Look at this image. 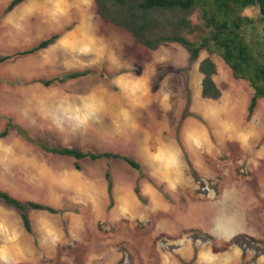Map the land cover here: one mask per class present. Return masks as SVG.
I'll return each instance as SVG.
<instances>
[{
    "label": "rangeland",
    "instance_id": "obj_1",
    "mask_svg": "<svg viewBox=\"0 0 264 264\" xmlns=\"http://www.w3.org/2000/svg\"><path fill=\"white\" fill-rule=\"evenodd\" d=\"M49 1L57 0L4 11L10 0H0V55L10 56L0 63V132L8 130L0 136V188L64 211L29 210L28 233L0 203V264H264V99L247 117L251 90L218 56L201 50L189 62L170 43L140 62L138 44L105 22L96 33L106 56L85 58L75 38L59 37L80 23L47 13L57 10ZM54 33L53 44L20 53ZM207 56L217 99L200 93L196 67ZM85 69L62 83L33 81ZM137 78L149 82L147 100L128 87ZM16 126L53 145L128 155L144 176L116 159L83 160L76 169Z\"/></svg>",
    "mask_w": 264,
    "mask_h": 264
},
{
    "label": "trees",
    "instance_id": "obj_2",
    "mask_svg": "<svg viewBox=\"0 0 264 264\" xmlns=\"http://www.w3.org/2000/svg\"><path fill=\"white\" fill-rule=\"evenodd\" d=\"M23 0H10L4 11H9ZM99 18L125 32L135 41L150 50L175 43L182 46L188 55V61L198 59L200 51L215 54L230 69L235 79L244 80L251 90L247 106L250 117L259 99H264V0H93ZM245 8H256V16L243 14ZM58 34L54 33L42 39L35 46L21 51V54L33 53L54 43ZM9 55H0V63ZM202 74L201 95L208 99H217L220 90L213 75L215 64L209 56L198 63ZM89 73V70H73L54 75L50 78H38L44 86L62 83ZM189 101H187L188 105ZM17 132L29 142L38 145L47 153L66 156L73 160L76 169H80L83 160H121L134 169L138 177H143L142 165L134 158L118 152L104 150L95 152L66 145H53L47 140L33 137L25 128L16 126ZM7 128L0 136L7 134ZM109 197L108 207L113 204L112 182L109 167L104 172ZM134 192L143 199L138 183ZM0 203L17 211L24 230L31 233L29 210L60 213L64 209L34 200H22L0 188Z\"/></svg>",
    "mask_w": 264,
    "mask_h": 264
},
{
    "label": "crops",
    "instance_id": "obj_3",
    "mask_svg": "<svg viewBox=\"0 0 264 264\" xmlns=\"http://www.w3.org/2000/svg\"><path fill=\"white\" fill-rule=\"evenodd\" d=\"M50 8L57 7V10L50 9L47 11L50 15H54L55 13L62 18L63 22H69V21H77L80 23L78 29H66L64 30V34L59 36L63 37V39H70V38H75L76 41H78V44L81 45V48L83 50L85 58H89L90 52H92L93 57L98 56L97 58L100 60V57L106 56V46L105 42L103 39L99 38L96 31H98L99 28V23H102V21L99 16L97 15L96 12V7L94 5L93 0H57V1H49ZM73 8V9H72ZM106 23V22H105ZM109 24V23H107ZM111 25V24H110ZM113 26V25H112ZM119 29V28H118ZM121 30V29H120ZM122 31V30H121ZM100 35V33L98 32ZM129 35V34H128ZM104 37L103 35H101ZM129 37H131L129 35ZM131 39L138 44V51L135 57L137 61L144 62L146 59L144 57L145 51H149L150 49L144 47L143 45L139 44L137 41H135L132 37ZM183 51L186 53L185 49L181 46ZM152 51V50H151ZM154 51V50H153ZM96 55V56H94ZM115 56V55H114ZM127 56H131V54H128ZM188 57V55H187ZM89 61V59H87ZM112 60L116 63L120 62V59H116V57L112 58ZM130 60V59H127ZM186 60V57H183L182 62H177L174 59L171 62V65L173 66H180V64H183ZM197 71L198 66L196 67ZM147 69V68H146ZM145 69V70H146ZM200 73V72H199ZM201 74V73H200ZM202 76V74H201ZM202 79V78H201ZM136 83V84H134ZM134 83H129L128 87L135 88L134 94H143L141 96L142 98L148 97L149 93V82L147 79H140L137 78L134 80ZM135 85V86H133ZM200 93H201V83H200ZM126 95L131 97L133 94L131 93L130 90L126 92Z\"/></svg>",
    "mask_w": 264,
    "mask_h": 264
}]
</instances>
